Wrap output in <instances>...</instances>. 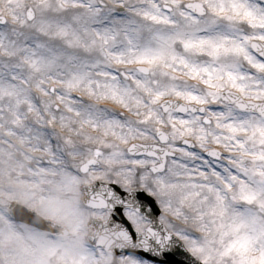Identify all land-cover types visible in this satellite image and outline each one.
<instances>
[{
	"label": "snow or ice",
	"instance_id": "1",
	"mask_svg": "<svg viewBox=\"0 0 264 264\" xmlns=\"http://www.w3.org/2000/svg\"><path fill=\"white\" fill-rule=\"evenodd\" d=\"M13 160L72 197L33 264H264V0H0Z\"/></svg>",
	"mask_w": 264,
	"mask_h": 264
},
{
	"label": "rangeland",
	"instance_id": "2",
	"mask_svg": "<svg viewBox=\"0 0 264 264\" xmlns=\"http://www.w3.org/2000/svg\"><path fill=\"white\" fill-rule=\"evenodd\" d=\"M9 177L4 179L7 180L5 186L7 189L5 191L0 189V228L6 237V250L10 255L8 257L0 255V264H33L34 256L41 252L46 241L62 240L65 243H72L74 240L75 219L73 214L68 211L72 205L71 195H66L58 183L54 184V192L59 191L62 196L61 201L56 204L41 195L45 185L43 183L31 184L32 178L31 176L28 177L26 171L23 174L17 172L16 175ZM57 187L59 188L57 189ZM11 201L21 203L30 209L36 210L46 218L62 223L70 232L65 237H56L14 220L8 211V205ZM45 201L49 203L48 207H42ZM18 240L22 242V247L28 249L18 248ZM16 257L22 258V260H16ZM24 257H26V260L23 259ZM47 264H58L56 257L51 253L48 255Z\"/></svg>",
	"mask_w": 264,
	"mask_h": 264
},
{
	"label": "water",
	"instance_id": "3",
	"mask_svg": "<svg viewBox=\"0 0 264 264\" xmlns=\"http://www.w3.org/2000/svg\"><path fill=\"white\" fill-rule=\"evenodd\" d=\"M10 213L16 220L27 222L40 229L48 230L51 233L57 235H64L66 233L64 228L55 225L54 223L40 216L36 211H32L23 205L11 204Z\"/></svg>",
	"mask_w": 264,
	"mask_h": 264
},
{
	"label": "bare ground",
	"instance_id": "4",
	"mask_svg": "<svg viewBox=\"0 0 264 264\" xmlns=\"http://www.w3.org/2000/svg\"><path fill=\"white\" fill-rule=\"evenodd\" d=\"M17 156H19V154H17ZM15 166H16V162H15V160H13V161H10L9 162V164L8 165H5V164H3V163H0V184H1V187H0V189H1V191L3 190V191H5V189H7V187H5L6 186V181L7 180H4L5 178H8L9 176L11 177V176H13V175H16L17 174V172H16V170H15ZM9 177V178H10ZM28 177L30 178V176H29V174H28ZM22 182V181H21ZM31 184H33L32 182H31ZM59 187H57V189H58ZM29 199H32L31 197H28ZM61 199H62V196H61V194H60V192L59 191H57V192H54V197H53V199H51V201H53V202H55L56 204L57 203H59L60 201H61ZM45 204H43L42 205V207H48L49 206V203L47 202V201H45L44 202ZM6 222V221H5ZM4 222V223H5ZM3 225H5V224H3ZM2 231V229L0 228V232ZM16 237H18V236H16ZM23 245H22V242L20 241V240H18L17 241V247L18 248H25V249H28V248H26V247H22ZM17 259L16 260H22V258H19V257H16ZM23 259H25L26 260V257H24ZM25 264H27V263H25Z\"/></svg>",
	"mask_w": 264,
	"mask_h": 264
}]
</instances>
